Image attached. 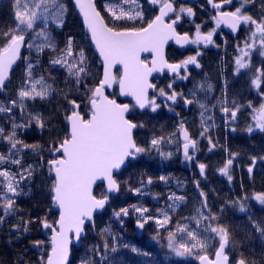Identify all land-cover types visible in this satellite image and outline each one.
<instances>
[{"label":"snow or ice","instance_id":"snow-or-ice-1","mask_svg":"<svg viewBox=\"0 0 264 264\" xmlns=\"http://www.w3.org/2000/svg\"><path fill=\"white\" fill-rule=\"evenodd\" d=\"M153 6H158V14L152 19L146 20L144 10L139 5L138 0H107L105 10L111 16L112 21H140L139 27L117 28L109 26L105 22L104 16L97 10L94 0H74V5L79 9L83 16V22L90 34V42L95 45L100 58H102L103 75L93 85L89 86L87 80L90 76L88 59L83 49L74 52L73 38L69 36L63 49H57L53 42L51 33L48 31L49 21L63 26L66 7L61 0H14L13 15L15 27L0 32V92L6 87V82L10 80V72L13 65L21 59V49L27 47L29 51L35 49L42 53L45 48L58 54L50 59V65H60L67 73L65 83L74 82L73 87L66 90H58L62 95L63 101L67 107L63 111V120L65 129L63 136H55L50 140L47 152L52 157L46 162L48 177L51 184L48 187L51 208L59 212L58 217L49 221L48 214L42 217H36L35 220H22L12 225L17 232L20 230V224H23L24 231H28V226L32 223H38L43 229L50 231V252L47 253V259L44 264H68L70 255V243L73 238L79 240L84 234L87 223H93V215L104 210L109 203V197L112 193L119 192L120 183L114 178V173L122 167L128 166V162L136 159L141 154L157 151L162 157L169 158L173 155L171 152L161 150L165 143H173L175 133L167 138L163 135L153 136L148 142L147 147L137 144L133 132L138 128H143V123H136L129 119V115L134 109H150L156 112L161 107L157 103V98H162L165 106L177 103L178 98L185 106L196 103L201 109L200 135L204 137L208 132L209 125L207 120L211 116H206L207 105L201 103L196 96L197 89H203L204 83L194 86L190 90L191 99L183 92H177L172 83L165 88L157 89V86L150 82L149 77L154 72L163 73L167 70L175 78L181 80L188 79L187 69L189 65L200 67L198 57L190 55L186 58L169 63L164 54V47L168 41L172 40L176 45L184 47L185 45H199L201 42L205 45L214 43L213 36L216 29L221 24L228 26L233 33L237 31L240 25L248 27L249 32L246 38L238 42L236 49L238 55L235 58V72L239 74L242 69L253 71L251 67V56L253 50L258 51L260 57L264 58V14L259 18L254 17L246 11L249 4H254L255 0H238L239 6L232 11L224 10L233 4V0H207L215 15L211 16V21L215 27L208 32L201 31V24H195V35L190 36L188 32H178L177 26L186 17H194L195 11L192 7L181 5L176 6L175 0H147ZM262 3V13H264V0ZM125 5H133L125 7ZM171 14V15H170ZM42 24L43 27L39 25ZM38 29V30H37ZM141 53H151L150 62L141 59ZM25 67L20 86L16 91V98L9 99L7 103L0 102V113L12 114L14 109L19 108L21 119L27 120V123H16L15 118L9 115L11 127L6 129L0 125V140L6 142L7 152H0V224H3L6 218L14 214L15 197L20 194L19 186L21 181L30 179L33 174V166H22L21 154L25 149L39 153L43 151V146L24 143L17 136V130L30 127L33 123L40 129H44L48 123L42 113L28 112L25 117L26 101L44 100L57 91L53 83L49 80L54 78L50 75H36L34 69L39 66V61L35 64L28 57H24ZM120 65L122 71L119 76L113 74L112 69ZM181 70L185 75L181 76ZM116 83L119 86L121 96H130L134 104L118 103L116 99L109 98L105 93L106 88L112 87ZM251 87L260 90L264 86V66L256 67L254 74L250 76ZM81 87L83 92L76 98H69L75 89L79 92ZM211 89V85H207ZM155 93L149 97V90ZM264 95V93H262ZM83 103V110H82ZM221 112L225 114L226 122L230 120L235 122L237 113L241 106L232 102V107L227 106V101H220ZM248 107H252L249 102ZM169 110H173L169 107ZM251 120L253 123L246 129L248 133H253L255 129L264 132V103L259 108L252 109ZM182 136V150L185 160L193 158L190 155V149L193 152L196 149L197 142L192 139L188 129L184 127L181 121L178 129ZM235 131V129H233ZM211 148V138L208 137ZM236 153H229V159L226 160L219 171L232 180L229 175V169L233 164ZM261 159H264L262 157ZM43 161V157H41ZM256 158H252L253 165ZM10 165L19 168V171L13 172ZM43 166V164H42ZM200 175L203 176L206 165H198ZM253 168H248L251 175ZM168 177L160 176V181H167ZM105 184L100 194L94 193V186L97 182ZM153 183L149 177L145 183L141 181V187L131 189L138 195H144L143 188ZM199 188V182H195ZM204 199L201 201V207L195 210L192 217H183L177 220L175 228L169 230L172 224L170 212L175 210L184 202L185 197L171 193L168 196L170 204L166 210H158L156 217L148 216L149 209L137 205L131 206V211L139 214L137 225L143 228L149 220H152L157 226V234L153 239H160V230L167 231V248L177 257L190 256L194 252L203 253L208 248L209 240H217L218 247L215 251V259L209 260L205 254H197L200 264H230L228 255V246L230 243V232L225 226H215L214 214L205 215L203 209L207 208V200L203 191L199 192ZM249 197L245 195L243 200H238L239 210L245 212V204ZM252 198L264 205V191L255 192ZM51 208L48 211H51ZM210 212V210H209ZM129 208H120L119 211H113V217L123 223V217L128 216ZM186 221V222H182ZM255 230L264 237V224L251 220ZM194 224V227L192 226ZM203 226V231L201 228ZM110 228L102 229V234H110ZM42 241H35L34 246H41ZM109 244L103 245V251L107 252ZM111 250L116 251L115 246ZM94 252L100 254L99 246L94 247ZM132 251L137 249L133 247ZM147 255V253H145ZM101 264H104L106 257L100 255ZM82 264H93L91 260L83 261ZM236 264H257L256 260L249 261L243 256L236 261Z\"/></svg>","mask_w":264,"mask_h":264},{"label":"trees","instance_id":"trees-1","mask_svg":"<svg viewBox=\"0 0 264 264\" xmlns=\"http://www.w3.org/2000/svg\"><path fill=\"white\" fill-rule=\"evenodd\" d=\"M94 1L98 11L104 16L105 22L109 26H114L118 29L141 26L142 22L140 21L114 23L105 10L107 0ZM61 3L66 7L63 26L49 24L48 31L51 33L57 49H63L67 38L71 36L74 42V52H78L80 49L84 50L90 72L87 83L89 86H93L101 77L100 63L93 54L87 37L82 31L80 20L73 9L71 1L61 0ZM255 3L257 4L252 11L250 9L247 12L259 18L258 15L262 9V3L261 0H255ZM188 5L193 7L196 13L194 22L201 24L200 22L205 20V16L198 9L201 8L200 4L196 5V3L190 2ZM140 6L144 10L146 18L144 23H146L147 20L153 17L154 13L147 6L142 4ZM13 8L14 0H0V32L15 27ZM178 32L192 34L191 31L185 30L184 25L178 28ZM225 38L226 49L221 54L219 51L216 53H210V51L205 53L199 58L200 69L193 70L191 72L192 78L186 83L178 82L175 89V91L183 92L185 96L191 99L190 90L194 86L204 83L203 89H197L196 96L201 103L208 107L205 115L212 117L211 120L206 121V124L209 125L206 135L204 137L200 135L202 131L201 109L196 103L190 104L187 111L182 108L178 110V118L168 115L163 110L154 113L150 111L138 113L133 110L128 118L136 123L144 124L143 128H138L133 133L137 144L147 147L148 142L154 135H163L167 138L175 133L173 143H165L161 148L163 152H171L173 155L169 158H164L155 150L141 154L140 158L129 162L122 172L114 176L120 183L119 194L109 197L110 201L106 210L94 218V230L91 231L87 228L80 247L71 249V261L69 264H82L83 261L88 260H91L93 264H101L100 255L106 257L104 264H197V254H205L212 258L218 247L217 240L208 241L206 252L199 253L197 250L190 256L170 257L171 255L167 248V231L161 229L159 233L160 239H153L157 234V226L152 220H149L144 225L142 235L138 236L132 221L133 218H139V214L131 211L132 205L146 207L149 209L147 215L156 217L158 210L167 209L168 204L171 203L168 196L171 193H175L178 196L185 197V200L175 212L169 213L172 216V224L169 230H172L175 228L177 220L194 216L195 210L201 207V201L204 197L199 195L200 191L205 193L207 200V208L203 209L205 215L214 214L217 218L212 226H225L231 234L227 250L230 264H236V261L242 256L249 261L256 260L257 264H264V237L250 223L251 218V220L264 224V205H255L252 198L253 193L264 191V159H261L264 157V133L262 135L247 134L248 120L247 117L244 118L245 114L248 113L247 110L242 113L241 121L235 127L236 131L234 133H231L223 125V121L217 113V110L221 108L220 101L225 99L229 108L232 107L233 101L240 105L241 108L245 107L249 102L251 105H260V98L250 90L251 84H249L250 76L254 73L253 69L260 67V63L258 61L251 62L253 71L246 70L238 75L232 74L229 64L232 62L233 44L230 37L226 35ZM57 54V52H52L47 48L42 53L34 54L32 50L29 51L24 47L21 59L10 75V80L7 82L4 91L0 92V102L7 103L9 99L16 98L17 88L23 78L24 57L31 59L34 64L39 61V66L34 69L35 74L53 77L54 82L49 80V83H53V87L57 89L50 97L44 100L37 98L36 100L26 101L25 117L28 112L42 113L45 118H48V125L44 129H40L33 123L30 127L17 130L18 138L24 143H38L43 146V151L39 153L28 150L21 156L22 166L32 165L34 171L31 178L27 179L30 182H27L28 184L25 186V193H20L15 197V204L19 211L16 219L19 222L29 219L35 220L36 217L44 216L45 212H47L50 222L57 217V214L52 209L48 211L51 208L50 196L48 195V187L51 184V180L48 177L46 162L52 157L48 154L47 147L52 137L58 135L62 137L65 129L63 111L67 105L62 99V95L58 94V90H66L69 87H73L74 84L72 81L65 83L67 73L60 65H50V59ZM183 54L179 53V51L176 52L175 48L170 47L166 51V58L169 62H178L184 56L193 55L189 51L186 52V55ZM143 59L147 61L148 57ZM220 64L223 65V69L219 68ZM220 70H222V79L225 82L224 80L221 82ZM247 73L251 75L246 76L245 74ZM118 75L119 70L116 71V76ZM166 81L164 77H154L152 80L157 89H166ZM208 84L211 85V89L207 88ZM82 92V87L79 92L74 89L69 98H76ZM112 97L116 98L119 103H130L128 100H121L117 97L116 88ZM160 100L163 101L162 98ZM9 115L13 116L18 124L27 123L26 119H21L20 110L17 108L14 109L12 114L0 113V125L6 129L11 127ZM184 119L186 120L184 126L188 129L190 136L201 144L199 149L202 156L201 163L206 165L203 176L200 175L199 170L194 166L183 167L181 164L183 158L180 149L179 131L177 129ZM208 137L211 138L212 144L215 145L214 150L210 151L209 144L205 142ZM4 143V141L0 140V152L7 151V145L5 146ZM149 153L151 154L149 155ZM229 153L237 154L229 169V175L232 176L231 181L228 180L227 176L221 177L223 174L219 171L226 160L230 158ZM41 157H43V161ZM253 157L256 158V167L249 176L247 169L252 166ZM162 175L168 177L166 182L159 180ZM149 177L152 178L153 183L150 187L143 188V191L159 196V205H155L152 200H146L141 195L131 191V189L140 188L141 181L143 180L146 183ZM197 181L199 182V188L196 187L195 182ZM102 189V185H98L94 189V193L99 195ZM245 195L249 198L243 202L245 207L247 203L249 204L250 212L243 214L235 202L243 200ZM120 208H129L127 219L122 218V224L113 217V211H119ZM192 226L194 227V224ZM106 227L110 228V234H102V229ZM28 228L29 232L32 233V237L25 238L23 244L13 246L12 250L5 246L0 248V264H44L48 248L43 247V251L39 254L28 247L34 241H41L40 225L32 223ZM201 231H203V226ZM105 242L109 244L107 252L103 251ZM96 246L100 247V254L93 251ZM112 246H115L116 251L113 252L111 250ZM133 247L137 249L136 252L132 251Z\"/></svg>","mask_w":264,"mask_h":264},{"label":"flooded vegetation","instance_id":"flooded-vegetation-1","mask_svg":"<svg viewBox=\"0 0 264 264\" xmlns=\"http://www.w3.org/2000/svg\"><path fill=\"white\" fill-rule=\"evenodd\" d=\"M175 2H176L177 8H179L181 5L186 6V7H189L188 3H190V2L196 3V5L197 4H200V7L201 8H198V9H200V11H202V13L205 16V20H203V21L200 22L201 23V31L206 33V32H208L209 30H211L212 28L215 27L214 22L211 21V16L215 15V12L212 10L211 6L207 3V0H175ZM217 2H219V0H217ZM138 3H139V5L142 4L143 6H147L154 13L153 17L157 14V12L159 10V7L158 6L151 5L150 3L147 2V0H138ZM256 4L257 3L249 4L247 6V8H246V11L247 10H250V9L252 11L253 7L256 6ZM131 6H133V5H125L126 8L127 7H131ZM237 6H239L238 0H233L232 6L226 7L224 10L232 11ZM195 9H197V8H195ZM261 14H264V13H262V9H261L258 17ZM194 20H195V16L194 17H191V18L185 16L182 19V21L178 24L176 30L178 31V28L180 26L184 25L185 30L187 29V30H189V31L192 32V34L191 35L189 34V35L190 36H194L195 35V24H197V23L194 22ZM248 32H249V29H248L247 26L240 25L239 28H238L237 33L235 35H231V34H229L227 32V26L224 25V24H221L220 27L216 29V32H215V34L213 36L214 43L208 44V45H205L202 42L199 45L189 44L188 46H186L184 48H175V50H176V52L179 51V53H181V54L184 53L183 55H186V52H188V51L191 52L193 55H196V53L199 52L200 53V56L197 59H198V62L200 64L199 58L202 57L203 55H205V53H208L209 51H210V53H212V52H215L216 53L217 51H219V53L221 54L226 49V38H225V36L227 35L228 37L231 38V43L233 44L232 45V50H233L232 51V55H233V57H231L232 62H231V64H229V67L231 69V73L232 74L238 75L235 72V57H236L235 56V53H237L236 45H237L238 42H241V41H243L246 38V36L248 35ZM184 58H186V56H184L183 59ZM255 61H258L260 63V67L261 66H264V58L260 57L258 51L253 50V53H252V56H251V62L254 63ZM169 63H175V62H169ZM219 68L220 69H223V65L220 64V67ZM195 69H197V67L195 65H189L188 66L187 73H186L188 75V79H186V80H181L179 78H175L174 76L173 77H169V76H166V75H164L162 77H158V78H163L164 77L167 80L166 81L167 82L166 85H168L169 83H172L173 88L176 89L178 82L186 83V81H188V80H190L192 78L191 72L193 70H195ZM198 69H200V67ZM220 71H221L220 78L222 79L223 78L222 70H220ZM244 71H246V70H244V69L241 70V72H244ZM249 74L250 73H247L245 75L248 76ZM180 75L181 76L185 75L184 70H181ZM223 80L224 79H222L221 82ZM224 82H225V80H224ZM249 84H250V81H249ZM166 89H167V86H166ZM250 90L252 92H254L260 98V105L262 103H264V95H262V93H264V86H262L260 90H257V89H255L253 87H250ZM151 96H153V95H150V98H151ZM159 100L160 99L157 98V103H159L161 105V107L159 109H157L156 112L163 110L168 115L173 116V117H176V118H178V114H177L178 113L177 112L178 110H180L182 108L185 111H187V109H189V107H190V105L185 106V104L179 98L177 100V103H175V104H171V102H169V106H165V104L163 103V101H161V100L159 101ZM248 105L249 104H247L243 108H240V111L237 113V119H236V121L234 123L231 122L230 120H228L226 122L225 114L222 113L220 110H217L218 115H220V117H221V119L223 121V125L226 128H228L231 131V133H234L236 131L235 127L240 123V121H241V115L244 112V110H247L248 111V113L245 114V116H244V118L247 117L248 126L253 123V121L251 120V116L253 114L252 109L253 108H259L260 105L259 106L252 105L251 108L248 107ZM169 107H171L173 110L170 111L169 110ZM146 111L152 112L150 109H147ZM183 123L184 124L186 123V120L185 119H184ZM233 129H235V131H233ZM263 133L264 132H261L258 129H255L253 131V133H248L247 132V134H249V135H262ZM205 142L209 144L208 140H205ZM4 144L6 146V143H4ZM181 144H182V142L180 141V146H181ZM200 146H201V144L197 143V146H196V149H195L194 152H193L192 149H190V155L193 156V158L191 160H185L184 155H183V160L181 161V164H182L183 167L194 166L196 169L199 170L198 165L202 161V156L200 155V151H199ZM210 147H211V145L209 144V149H210ZM214 149L215 148H211V150H214ZM27 151H28V149H25L24 152L21 154V156L23 154H25ZM4 153H6V152H4ZM251 167L253 168V171H254V168L256 167V163L254 165L252 164ZM253 171H252V173H253ZM247 172H248V169H247ZM248 175H249V173H248ZM221 177H226V176L225 175H221ZM21 182H23V181H21ZM27 182L29 183L30 180H27ZM24 190H26V187H24ZM156 198L159 199V197H157V195H156L155 196V199H153L152 201L154 202L155 205H159L158 204V201L159 200H156ZM254 204L255 205H261L256 200H254ZM15 207H16L17 211L14 214H12L9 218H6V220H5V222L3 224H0V248L2 246H5L6 248L12 250L13 249V246L19 245V244H23L25 238H27V237H30L31 238L32 237V233H30L29 230L28 231H24V227H23V224L22 223L20 224V230H19V232H17L16 229H14L12 227V225L17 224L19 222L16 219V215L19 212L18 211V207H17L16 204H15ZM249 207L250 206L247 203V205L245 207L246 208V211L245 212H242V213L244 214L246 212H250ZM0 214H2V212H0ZM123 218L124 219H127V216L126 217H123ZM136 222L137 221H133V223H134V229H135L137 235L138 236H141L142 233L139 235L138 234V230H137V228L135 226V223ZM143 230H144V227L142 228V232H143ZM49 234H50V231H48V230L44 231L43 228L40 226L41 241L43 242V244L41 246H34V242H35L34 241L31 245L28 246L29 249L30 250H33L35 253H39V254L43 251V247H46L49 250V247L46 245V243L48 241L47 238H46V236L49 235Z\"/></svg>","mask_w":264,"mask_h":264},{"label":"water","instance_id":"water-1","mask_svg":"<svg viewBox=\"0 0 264 264\" xmlns=\"http://www.w3.org/2000/svg\"><path fill=\"white\" fill-rule=\"evenodd\" d=\"M70 1H71V3H72V6H73V9H74L75 13L77 14V16H78V18H79V20H80V24H81L82 31H83V33H84V34L86 35V37H87V40H88L89 45H90V48H91L93 54L97 57V59H98V61H99V63H100V66H101V77H102V75H103L102 58H100L98 51L95 49V45H94L93 43L90 42V34L88 33V31H87V29H86V26L84 25V22H83V16L79 13V9L75 7V5H74V0H70ZM94 3H95V1H94ZM95 5H96V4H95ZM96 8H97V7H96ZM97 10H98V9H97ZM158 11H159V10H158ZM157 14H158V12H157ZM157 14H156V15H157ZM170 15H171V14H170ZM237 31H238V29H237ZM237 31H236L235 33H233L232 30L227 26V32H228L229 34H231V35H235V34L237 33ZM170 46L175 47V48H183V47H181V46H179V45H176L174 41L170 40V41H168V43H167V44L165 45V47H164V54H165V57H166V51H167V49H168ZM186 46H188V45H185L184 47H186ZM23 50H24V48L21 49V54H22ZM144 57H149L148 62H150L151 59H152V55H151V53H141V59H143ZM18 63H19V60L17 61V63H16L15 65H13V69L11 70L10 75H11V73L14 71V69L16 68V66H17ZM117 69H119L120 72L122 71V67H121L120 65H116V66L112 69L114 75H115V71H116ZM119 74H120V73H119ZM164 75L169 76V77H173V74H171V73H169L167 70H165L163 73H161V72H154V73H152V75L149 77V80H150V82H151V80H152L154 77H162V76H164ZM101 77H100V78H101ZM7 82H8V81H7ZM7 82H6V84H7ZM151 83H152V82H151ZM114 87H116L117 95H118V97H119L120 99H122V100L127 99V100H129V101L131 102V104H134V100H133L132 97H130V96L125 97V96H121V95L119 94V91H120V90H119V86H118V84H116V83H114V84L112 85V87H110V88H106V89H105V93H106L107 95H109V98H111L110 96H111L112 93H113V89H114ZM152 92H153V90L150 89V90H149V94L152 93ZM114 99H115V98H114ZM117 102H118V101H117ZM118 103H119V102H118ZM144 110H146V109H144ZM144 110H141V109H138V108L136 109V111H138V112H143ZM135 131H136V130H134V132H135ZM134 132H133V133H134ZM180 139H181V141L183 142V139H182V136H181V135H180ZM181 147H182V146H181ZM182 151H183V150H182ZM131 161H133V160H131ZM129 162H130V161H129ZM123 169H125V167H122L118 172L114 173V176H115L116 174L120 173ZM100 184H102L103 188L105 187V184H104V183H101V182L98 181L97 184L94 186V189H95L96 186H98V185H100ZM148 186H150V185H148ZM118 193H119V192L112 193L110 196H116ZM108 204H109V203H108ZM107 206H108V205H106V207H107ZM106 207H105V209H106ZM51 209H52L53 212H55V213L57 214V217H58L59 212H58L57 210H55L54 208H51ZM105 209H104V210H101V211H99V212H97V213H94V215H93V223H87V222H86V226H85V228H90V230L93 231V230H94V218H95V216H97V215L103 213V212L105 211ZM57 217H56V218H57ZM136 227H137V229H138V232L141 233L142 228H139L138 225H137V223H136ZM43 230L46 231L45 229H43ZM51 234H52V233L50 232V234L46 236V238H47V240H48L47 243H46V245L49 247L48 252H50V237H51ZM84 237H85V229H84V234L81 236V238H80L79 240H76L75 238L72 239V241H71V243H70V255H69V261H68V264H69L70 261H71V249H72V247H74V248H79L80 245H81V240H82ZM48 252H47V253H48ZM46 259H47V257H46ZM214 259H215V254H214V256H213L212 258H209V260H214ZM45 261H46V260H45ZM197 264H200V261H199V260H197Z\"/></svg>","mask_w":264,"mask_h":264},{"label":"rangeland","instance_id":"rangeland-1","mask_svg":"<svg viewBox=\"0 0 264 264\" xmlns=\"http://www.w3.org/2000/svg\"><path fill=\"white\" fill-rule=\"evenodd\" d=\"M25 2V0H22V3H24ZM49 24H53L54 26H58L56 23H54V22H52V21H49ZM40 27H43V25L42 24H40L39 25ZM49 26V25H48ZM38 30V29H37ZM27 48V47H26ZM32 51H33V53L34 54H36L37 52H36V50L35 49H32ZM238 55V52L237 53H235V56H237ZM233 56V55H232ZM236 58V57H235ZM159 98V97H158ZM160 99V98H159ZM6 143V142H5ZM168 144V143H167ZM3 146H4V144H3ZM7 152V151H6ZM155 153V152H154ZM151 153H149V155H150ZM141 156V155H140ZM140 156H138V158H140ZM10 168H11V170L13 171V172H17V171H19V168H17L16 166H14V165H10ZM27 179H25V180H23V182H21L20 183V186H19V192L20 193H25V190H24V187L25 186H27ZM144 195H141V197H144L146 200H153V199H155V194H153V193H151V192H148V191H144ZM157 197H159V196H157ZM159 199H160V197H159ZM158 198H156V200H159ZM137 217L136 218H133V220L132 221H137ZM168 251H169V253H170V257H175V255L174 254H172L171 252H170V250L168 249Z\"/></svg>","mask_w":264,"mask_h":264}]
</instances>
